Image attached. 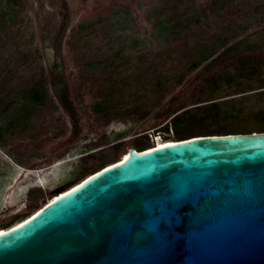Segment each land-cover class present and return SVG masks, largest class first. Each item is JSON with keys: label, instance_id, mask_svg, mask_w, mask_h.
Instances as JSON below:
<instances>
[{"label": "rangeland", "instance_id": "1", "mask_svg": "<svg viewBox=\"0 0 264 264\" xmlns=\"http://www.w3.org/2000/svg\"><path fill=\"white\" fill-rule=\"evenodd\" d=\"M47 1L0 0V230L128 149L172 136L175 111L217 101L222 115L195 128L260 127L252 96L227 99L196 73L242 27L264 23V0H64L63 21Z\"/></svg>", "mask_w": 264, "mask_h": 264}, {"label": "water", "instance_id": "2", "mask_svg": "<svg viewBox=\"0 0 264 264\" xmlns=\"http://www.w3.org/2000/svg\"><path fill=\"white\" fill-rule=\"evenodd\" d=\"M0 264H264V131L192 136L95 171L9 226Z\"/></svg>", "mask_w": 264, "mask_h": 264}, {"label": "flooded vegetation", "instance_id": "3", "mask_svg": "<svg viewBox=\"0 0 264 264\" xmlns=\"http://www.w3.org/2000/svg\"><path fill=\"white\" fill-rule=\"evenodd\" d=\"M47 2L60 14V20L66 19L64 0ZM242 30H245L242 35L227 43L210 56L206 64L198 67L196 80L208 91L216 92L224 88L231 92L227 99L252 96L257 105L253 118L260 123V127L238 133L264 131V23L249 24Z\"/></svg>", "mask_w": 264, "mask_h": 264}, {"label": "trees", "instance_id": "4", "mask_svg": "<svg viewBox=\"0 0 264 264\" xmlns=\"http://www.w3.org/2000/svg\"><path fill=\"white\" fill-rule=\"evenodd\" d=\"M12 5L13 4L11 3V1H9L8 7H9L10 17H11V20H14L16 15H15V12L13 10ZM0 14H1L0 18H1V20H3L4 19L3 13L0 12ZM207 50H208L207 45L204 44L203 46H201L199 48L198 53L200 56H205V55H207ZM32 91L35 92L37 95H42V91L40 89H36V90H32ZM169 111L170 110H167L166 113H168ZM208 112L209 113L211 112L215 116L220 117L222 115L220 113V104L218 102H216V103L205 104V105H196L193 107H188V108H184V109L179 110V111H175L173 113V116L171 117V119L169 121L172 129L174 130V134L172 136H167V137L164 136L163 142H170L167 140H176V141L183 140V139H186V138H189L192 136H197V135L238 133V131H233V130H216V132H211V131L208 132L207 130H205L203 128L202 129L201 128H199V129L195 128L194 127L195 126V124H194L195 120L197 122H200L202 120L204 114H206ZM157 145H158V143H156L154 145L153 142H150L147 145L142 144L140 149L130 148L125 153H123L121 155L120 159L125 157L126 155H128L129 153H131L133 151H140V150H144V149H148V148H153V147H156ZM120 159H118V160H120ZM118 160L112 161L111 163L116 162ZM111 163H105L104 166L109 165ZM37 188H39V186H34V187L30 188L29 192L35 191Z\"/></svg>", "mask_w": 264, "mask_h": 264}, {"label": "bare ground", "instance_id": "5", "mask_svg": "<svg viewBox=\"0 0 264 264\" xmlns=\"http://www.w3.org/2000/svg\"><path fill=\"white\" fill-rule=\"evenodd\" d=\"M179 141V140H178ZM173 142H176V141H170V142H160V141H158L157 143H158V145L156 146V147H163V146H166V145H169V144H173ZM154 148V147H153ZM148 149H151V148H148ZM148 149H144V150H140V151H133V152H131V153H129L128 155H126L125 157H123V158H121L120 160H118V161H116V162H113V163H111V164H109V165H106V166H110V165H112V164H114V163H117V162H119V161H121V160H126V159H128L129 157H131V156H134V155H136V154H139L140 152H142V151H145V150H148ZM105 167V166H104ZM103 168V167H102ZM100 170V169H99ZM98 171V170H97ZM94 173V172H93ZM93 173H91L90 175H88L86 178H88L89 176H91ZM86 178H84V179H82L81 181H79V182H77L76 184H74V185H72L71 187H69L68 189H66V190H64V191H62V192H60V194H58L57 193V195H55L51 200H53V199H57L59 196H62L65 192H68L69 190H72V189H74L75 187H77L83 180H85ZM51 200H48V202L49 201H51ZM47 203V202H46ZM46 203H44L40 208H42ZM40 208H38L35 212H33L31 215H29L28 217H26L25 219H28L29 217H31L32 215H34ZM25 219H22L21 221H19L18 223H16V224H14V225H12V226H15V225H17V224H19L20 222H22V221H24ZM8 229V227L7 228H5V229H3V230H0V235L1 234H4L5 232H6V230Z\"/></svg>", "mask_w": 264, "mask_h": 264}, {"label": "built area", "instance_id": "6", "mask_svg": "<svg viewBox=\"0 0 264 264\" xmlns=\"http://www.w3.org/2000/svg\"><path fill=\"white\" fill-rule=\"evenodd\" d=\"M155 137H157L158 139L154 141V145L158 142V141H163V139L161 138L162 136L160 134L155 135Z\"/></svg>", "mask_w": 264, "mask_h": 264}]
</instances>
